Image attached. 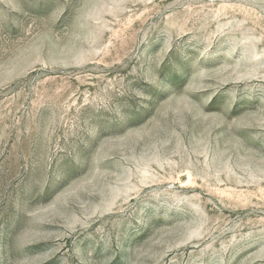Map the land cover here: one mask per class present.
<instances>
[{"label":"rangeland","instance_id":"obj_1","mask_svg":"<svg viewBox=\"0 0 264 264\" xmlns=\"http://www.w3.org/2000/svg\"><path fill=\"white\" fill-rule=\"evenodd\" d=\"M0 264H264V0H0Z\"/></svg>","mask_w":264,"mask_h":264}]
</instances>
